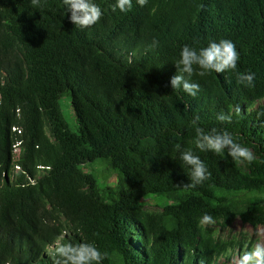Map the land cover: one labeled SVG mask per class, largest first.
Listing matches in <instances>:
<instances>
[{"label": "trees", "instance_id": "16d2710c", "mask_svg": "<svg viewBox=\"0 0 264 264\" xmlns=\"http://www.w3.org/2000/svg\"><path fill=\"white\" fill-rule=\"evenodd\" d=\"M235 219L264 228V0H0V264H248L204 225Z\"/></svg>", "mask_w": 264, "mask_h": 264}, {"label": "rangeland", "instance_id": "374dc122", "mask_svg": "<svg viewBox=\"0 0 264 264\" xmlns=\"http://www.w3.org/2000/svg\"><path fill=\"white\" fill-rule=\"evenodd\" d=\"M58 106L61 113V116L67 125L68 129L71 132H75L76 124L74 121V116L71 111L69 105V97L68 95H63L58 100ZM93 169L98 176H101L105 180V184L107 186L113 185L115 181V175L110 171L105 170L101 165H94ZM157 201L151 199L143 200V207L146 210H158L159 205H157ZM204 225L208 227H212L215 229V233L218 238L221 240H242L244 242L251 241V253L248 264H258L264 258V228L256 227L255 229H251L249 226L245 224H241L237 219H235L230 228L227 230H220L217 226L212 223H204ZM240 255L235 254L234 252H228L225 256L220 257L216 264H239Z\"/></svg>", "mask_w": 264, "mask_h": 264}, {"label": "clouds", "instance_id": "9594fccd", "mask_svg": "<svg viewBox=\"0 0 264 264\" xmlns=\"http://www.w3.org/2000/svg\"><path fill=\"white\" fill-rule=\"evenodd\" d=\"M15 154H17V152Z\"/></svg>", "mask_w": 264, "mask_h": 264}]
</instances>
